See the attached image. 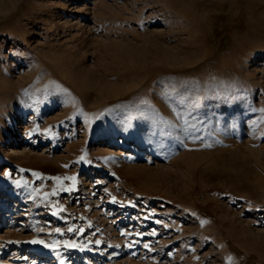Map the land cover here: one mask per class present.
Returning a JSON list of instances; mask_svg holds the SVG:
<instances>
[{
  "label": "rangeland",
  "instance_id": "obj_1",
  "mask_svg": "<svg viewBox=\"0 0 264 264\" xmlns=\"http://www.w3.org/2000/svg\"><path fill=\"white\" fill-rule=\"evenodd\" d=\"M0 264H264V0H0Z\"/></svg>",
  "mask_w": 264,
  "mask_h": 264
},
{
  "label": "snow or ice",
  "instance_id": "obj_2",
  "mask_svg": "<svg viewBox=\"0 0 264 264\" xmlns=\"http://www.w3.org/2000/svg\"><path fill=\"white\" fill-rule=\"evenodd\" d=\"M32 243H42V241H32Z\"/></svg>",
  "mask_w": 264,
  "mask_h": 264
}]
</instances>
